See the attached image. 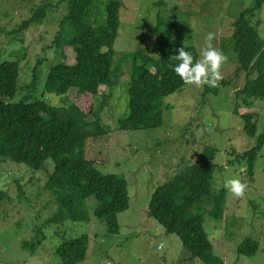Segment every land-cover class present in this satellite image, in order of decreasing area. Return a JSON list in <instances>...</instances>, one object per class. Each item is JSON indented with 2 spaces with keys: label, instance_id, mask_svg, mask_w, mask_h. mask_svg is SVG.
Returning <instances> with one entry per match:
<instances>
[{
  "label": "rangeland",
  "instance_id": "374dc122",
  "mask_svg": "<svg viewBox=\"0 0 264 264\" xmlns=\"http://www.w3.org/2000/svg\"><path fill=\"white\" fill-rule=\"evenodd\" d=\"M108 0H93L92 10L99 20L105 17ZM119 24L114 39L113 62L119 77L109 97L104 86L98 96H80L72 90L69 102L98 111L107 133L87 140L85 155L102 174L122 175L126 181L128 207L117 214L118 232L109 234L94 215V197L85 200L84 221H52L56 201L45 188L53 162L33 170L10 160L0 162V264H61L55 248L79 235L88 236L86 257L77 264H203L173 233L147 215L153 190L176 171L196 161L205 146L215 149L209 191H225L221 219L209 215L210 204L202 197L191 212L202 217V226L213 252L223 264H264V146L257 154L253 175L246 174L240 154L256 143L264 130V101L244 103L236 90L244 84V74H234L236 59L231 48V23L255 0H119ZM45 5L44 16L23 26L34 11ZM67 0H0V62H19L18 88L11 102L40 99L59 106L65 95L43 92L48 68L63 60L55 52L54 37L67 38L72 30L65 19ZM264 41V3L252 19ZM211 34V45L226 60L215 87L186 84L163 99L161 125L147 130L117 129L127 113V88L131 59L137 48L158 59L157 41L192 46L198 51ZM65 62L73 63V53L64 48ZM252 113L256 135L247 136L243 122L234 113ZM88 120L93 122L94 115ZM246 185L239 198L227 192L226 179ZM251 238L258 243L252 256L237 254L239 243Z\"/></svg>",
  "mask_w": 264,
  "mask_h": 264
},
{
  "label": "trees",
  "instance_id": "16d2710c",
  "mask_svg": "<svg viewBox=\"0 0 264 264\" xmlns=\"http://www.w3.org/2000/svg\"><path fill=\"white\" fill-rule=\"evenodd\" d=\"M93 0H67L68 21L72 33L67 38L58 33L53 42L55 52L63 60L48 68L43 92L65 95L62 104L51 106L47 102H11L18 85L19 62H0V162L10 160L33 170L43 168L44 161L53 162L45 188L56 201L52 221H84L85 200L94 197V215L105 226L106 232H118L117 214L128 207L126 181L122 175L102 174L91 158L85 155L87 140L107 133L101 125L100 116L92 106L86 110L66 98L76 89L80 96H98L99 87L104 86L109 97L112 86L119 77V67L113 62V43L119 24V0H108L104 5L105 17L99 20L92 10ZM264 0H255L252 7L240 12L231 23V48L236 59L235 75L243 73L245 80L236 90L237 100L246 104L254 100L264 101V41L260 39L252 19L260 10ZM43 5L34 11L23 26L39 21L45 14ZM64 48L73 53V63L65 62ZM154 48L158 59L151 57L145 49L137 48L127 57L131 59L130 80L127 88V113L118 121L117 129L147 130L161 125L163 99L180 90L185 83L172 71L177 63V49L183 48L197 60L198 51L192 46L157 41ZM234 113L243 122L242 130L249 136L256 135L252 113ZM92 114L93 122L88 120ZM264 146V130L257 136L256 143L240 154L245 162L246 174L251 178L257 154ZM215 149L205 146L196 161L179 169L169 179L158 185L150 195L147 215L161 225L166 233L175 234L181 245L203 264H223L213 252L212 245L203 229L202 217L191 212V208L206 197L213 219H221L225 191L210 193L214 164L211 163ZM258 243L243 239L237 246L240 255L252 256ZM88 236L79 235L64 241L55 248L61 264H77L86 257Z\"/></svg>",
  "mask_w": 264,
  "mask_h": 264
},
{
  "label": "clouds",
  "instance_id": "9594fccd",
  "mask_svg": "<svg viewBox=\"0 0 264 264\" xmlns=\"http://www.w3.org/2000/svg\"><path fill=\"white\" fill-rule=\"evenodd\" d=\"M212 36L206 37V43L200 50V58L193 60L190 52L183 48L177 49L175 60L178 61L172 65V71L183 83L201 87L208 85L215 87L221 79L219 69L226 57L211 45ZM224 189L234 197H241L245 191L246 185L238 179H226L223 183Z\"/></svg>",
  "mask_w": 264,
  "mask_h": 264
}]
</instances>
